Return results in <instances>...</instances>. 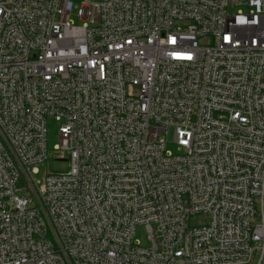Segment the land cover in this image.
Masks as SVG:
<instances>
[{
	"label": "built area",
	"instance_id": "2783aa9c",
	"mask_svg": "<svg viewBox=\"0 0 264 264\" xmlns=\"http://www.w3.org/2000/svg\"><path fill=\"white\" fill-rule=\"evenodd\" d=\"M76 1L0 0V264H264V0Z\"/></svg>",
	"mask_w": 264,
	"mask_h": 264
},
{
	"label": "rangeland",
	"instance_id": "374dc122",
	"mask_svg": "<svg viewBox=\"0 0 264 264\" xmlns=\"http://www.w3.org/2000/svg\"><path fill=\"white\" fill-rule=\"evenodd\" d=\"M74 7L73 11L75 12L78 7V2L73 0ZM59 122L54 118V116L46 117V144L49 154L57 155L58 152L54 151V146L59 144V132H58ZM172 129H169L167 135L166 148L172 153L177 152V148L172 139ZM68 168V162L61 159H55V157L50 156L46 162L39 166V173L35 175L37 179L42 178L45 174L49 172H56L61 170H66ZM192 220V224L197 223L198 221H203L201 216H196ZM135 237L139 240V243L143 246H147L149 241L147 239L146 231L143 226H138L136 229Z\"/></svg>",
	"mask_w": 264,
	"mask_h": 264
}]
</instances>
